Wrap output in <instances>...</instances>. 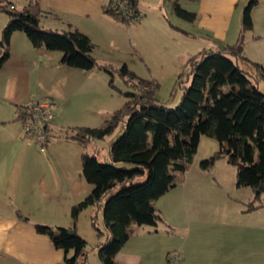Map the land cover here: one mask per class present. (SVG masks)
Here are the masks:
<instances>
[{"label":"trees","instance_id":"trees-1","mask_svg":"<svg viewBox=\"0 0 264 264\" xmlns=\"http://www.w3.org/2000/svg\"><path fill=\"white\" fill-rule=\"evenodd\" d=\"M114 1L106 6V13L121 22L140 20L136 0H125L129 10L138 16L134 21L113 12L111 4ZM255 2L251 1L244 9L242 30L235 43L218 42L215 48H204L188 59L186 66H190V72L187 81L190 85L185 86L178 107L169 108L158 103L159 84L156 80L142 78L123 64L119 68L120 76L136 92L128 93L124 106L101 126L73 128L71 138L86 146L95 140L106 139L122 126V132L109 146L111 162L101 161L97 151L93 154L83 151L82 175L93 188L71 209L76 224L84 209L107 198L103 215L109 232L98 251L102 264H119L116 255L129 240L133 224L157 226L163 221L154 202L185 181L198 152L201 135L220 143L219 151L200 162L201 169L208 171L220 158H226L236 167L237 187H249L255 193L250 208L257 200H262L264 92L259 83L264 81V65L244 54L245 33L253 28ZM175 11L186 21L196 18V13L183 9L179 0L175 2ZM0 12L9 15L0 40V68L10 58L11 37L15 31L26 33L36 48L61 51L64 65L87 71L111 67L97 62L93 56L94 42L79 29L57 31L45 28L41 24L42 17L55 14L43 9L35 0L21 9H16L12 2L0 0ZM173 27L190 35L180 26L174 24ZM240 61L253 67L254 73L241 68ZM93 225L96 227L95 222ZM36 228L39 233L48 235L56 247L64 250L62 264L88 262L87 241L77 232L71 235L68 227L55 230L40 223ZM96 230L101 236L105 234L98 228Z\"/></svg>","mask_w":264,"mask_h":264},{"label":"crops","instance_id":"crops-1","mask_svg":"<svg viewBox=\"0 0 264 264\" xmlns=\"http://www.w3.org/2000/svg\"><path fill=\"white\" fill-rule=\"evenodd\" d=\"M1 1L12 2L16 9H21L31 0ZM35 1L55 14L42 17L41 24L45 28L57 31L79 29L95 44L114 47L116 53H120L118 62L121 65H131L125 56L138 58L143 67L149 68L143 56H149V62L156 63L153 61L156 53L146 42L148 31L169 35L177 31L186 39L207 38L212 39L211 42L232 44L242 30V17L238 13L240 0H202L198 9H189L196 13V18L184 22L188 27L181 28L190 35L174 28L172 21L168 23L164 0H136L141 14L136 22H121L106 13L105 8L112 0ZM261 1L255 2L253 12ZM152 10L153 16L149 18L148 12ZM5 16L0 18V40L9 20V15L5 13ZM195 27L203 31L198 33ZM251 38L262 39V35L259 33ZM15 40L19 52L23 49L14 66L19 71L30 60L38 62L41 58L54 56L53 51L36 48L21 31H15L8 61L13 56ZM212 45V48L218 46L216 43ZM22 91L17 86L10 93L12 102L0 93V264H62L64 250L56 247L48 235L39 233L36 224L72 227L67 225L69 220L73 221V199L68 194H73L71 184L75 178L81 177L80 173L76 176L80 169L55 159L50 153L54 149L53 142L49 145V152L47 149L43 151L36 143L38 149L35 144V149L41 152L38 160L39 151L35 152L33 144L23 138L19 119V108L35 102V98L28 90ZM54 105L56 109L55 101ZM10 107L17 115L9 113ZM61 126L60 122L53 120L48 130ZM7 142L16 144L7 146ZM10 153L13 160L9 159ZM204 173L193 163L185 181L154 202L163 218L157 226L132 225L129 240L116 255L119 264H168L172 251L182 252L183 264H264V201L257 200L250 208L255 200L251 188L237 187L233 181L238 192L231 195L232 184H224L221 179L212 180ZM214 182H218L217 188ZM41 187L50 193V199L42 203L38 200L44 195Z\"/></svg>","mask_w":264,"mask_h":264},{"label":"rangeland","instance_id":"rangeland-1","mask_svg":"<svg viewBox=\"0 0 264 264\" xmlns=\"http://www.w3.org/2000/svg\"><path fill=\"white\" fill-rule=\"evenodd\" d=\"M164 1L163 7L170 19L168 23L172 21L173 25L186 27L188 23L184 22L188 21L180 18L175 11V2L177 0ZM201 1L202 0H179V5L183 9L189 11V9L193 8L198 9V7L202 5ZM251 1L253 0H240L241 6L238 8V13H240L242 19L244 9ZM153 12V10L148 12L149 18H152ZM3 16L6 18L5 13H2L0 18H3ZM252 18L254 21L253 28L245 33L244 54L250 59L264 65V0L260 2L258 8L254 9V12L252 11ZM194 29L197 30L198 33L203 31L199 29V27H195ZM21 32L23 36L28 39L26 33L23 31ZM147 33L146 42L148 48L151 50L153 49L156 53V58L154 57L153 59V61L156 60V63L149 62L151 59L149 56H143L142 59L144 58L149 69L148 67H143L138 58L125 56V59L129 60L131 63V65L127 64V66L129 65L128 68L142 78L156 80L159 84L156 92L157 102L169 108H176L182 100L185 86L188 87L190 85V82L187 81L190 72V66H186L188 59L198 54L204 48H212V43H216V45L219 43L215 40L211 42L212 39L207 38L186 39L183 35L177 34V31H173L172 35L150 31ZM259 33H261L262 39L251 38L252 36H257ZM29 42L31 41L29 40ZM101 45V43L95 44L93 56L96 58L97 62L110 65L111 67L108 69L97 67L87 71L75 67H65L66 65L61 63L62 52L55 50L53 51L54 56L41 58L38 62H32V60H30V63L19 71L14 68V66L20 57L19 53L23 49L19 46L21 48L19 52L16 40L13 41V56L10 61H7L8 63L0 68V93L4 94L7 100L12 102L10 93L14 92L17 86H19L21 92H23L22 90H28L32 98H35V101L52 99L51 101L53 103L54 101L56 102L57 107L54 109V120L60 122L62 126L53 128L49 131L47 152H49L50 143L53 142L54 149L50 152L52 156L63 163L80 169L79 171L76 169V172L78 171L76 176L80 173L81 177L75 178V181L71 184L70 189L73 194L71 196L68 194L70 199H73V202L71 201L73 205L82 201L93 187L82 175L83 151H88L90 154L97 151L101 161L111 162L112 159L109 155V146L116 139L118 134L122 132V126H119L115 132L106 139L95 140L88 143L86 146L72 140L73 128L81 126L94 128L101 126L106 120L112 117L114 112L124 106L128 100V93L136 92L135 89L128 86L120 76L119 68L123 65L118 62L119 59H121L120 56H118L120 53H116L114 47L105 48ZM240 66L254 73V68L248 63L240 61ZM183 72L184 74L179 79L178 77ZM19 80H21L22 83ZM259 87L260 90L264 92V81H260ZM10 101L8 104H10ZM12 112H15V110H12V107H10L9 113L12 114ZM25 140H29L31 144H33L32 147L35 152L39 151L38 160H40L41 152L35 149L36 143L32 139L25 138ZM15 144L16 142H7V146H13ZM37 147L40 149L38 145ZM219 149V141L206 135H201L198 152L194 161L195 168L202 170L200 162L219 151ZM13 158L12 153H10L9 159L13 160ZM203 172H205L204 176L212 180H214V178L221 179L224 184L226 183L228 185H233V181H235L236 184V167L229 164L226 158H220L210 170H203ZM217 184L218 182H214L213 185L215 188H217ZM40 191L44 192V195L38 199L41 203L50 199V193L45 187H41ZM229 192H231V195L237 194L236 185H233V190H229ZM261 198L264 201V194H262ZM106 199L107 198H104L100 204L89 206L84 209L80 213L76 224L72 220H69L67 224L69 226L72 225L70 229L76 230L77 234L87 241L85 252L88 253L89 258L86 264H102L98 252L100 248L99 245L101 242L106 241V233L109 232L103 215ZM94 222L96 227L93 225ZM145 226L150 227V225ZM53 228L55 230L57 229V227ZM96 228L100 229L105 234L102 236L99 235ZM70 255H72V253H70Z\"/></svg>","mask_w":264,"mask_h":264},{"label":"built area","instance_id":"built-area-1","mask_svg":"<svg viewBox=\"0 0 264 264\" xmlns=\"http://www.w3.org/2000/svg\"><path fill=\"white\" fill-rule=\"evenodd\" d=\"M111 10L121 17L137 20L138 16L129 10L125 0H115L111 4ZM52 99L37 100L29 105L19 108V116L22 123L24 137L32 139L43 151H46L49 130L55 118L54 103ZM169 264H183V254L181 251H172L169 254Z\"/></svg>","mask_w":264,"mask_h":264},{"label":"water","instance_id":"water-1","mask_svg":"<svg viewBox=\"0 0 264 264\" xmlns=\"http://www.w3.org/2000/svg\"><path fill=\"white\" fill-rule=\"evenodd\" d=\"M258 193V192H257ZM70 234L71 235H75L76 234V230H70Z\"/></svg>","mask_w":264,"mask_h":264}]
</instances>
